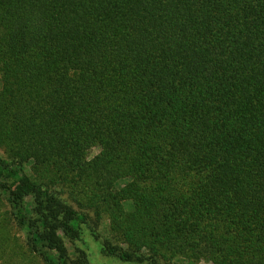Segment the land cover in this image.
<instances>
[{
  "label": "trees",
  "instance_id": "trees-1",
  "mask_svg": "<svg viewBox=\"0 0 264 264\" xmlns=\"http://www.w3.org/2000/svg\"><path fill=\"white\" fill-rule=\"evenodd\" d=\"M0 200L42 264H264V0H0Z\"/></svg>",
  "mask_w": 264,
  "mask_h": 264
},
{
  "label": "rangeland",
  "instance_id": "rangeland-1",
  "mask_svg": "<svg viewBox=\"0 0 264 264\" xmlns=\"http://www.w3.org/2000/svg\"><path fill=\"white\" fill-rule=\"evenodd\" d=\"M98 150L96 148L92 149L89 152V158H93L98 154ZM62 199H67V203L71 204L76 210L84 211L81 207L84 205L82 202H76L72 199H70L67 195V193H64L62 195ZM78 203H81V206H79ZM86 204H91L87 201ZM126 215L127 218L130 221L134 220V212L132 209H130L128 206H125ZM92 215V214H91ZM92 217V216H91ZM94 224L97 225L96 231L103 236L110 238L111 233L109 232V225L108 222L105 220L102 223L98 222L93 219ZM94 227V226H93ZM8 246L6 245V242ZM114 243H130L126 242V238H117L114 240ZM128 245V244H127ZM19 248V252L16 256H12L9 251L12 250V252H17V248ZM137 246V245H136ZM135 246V247H136ZM68 248L70 253L72 254V248L68 244ZM0 264H42L39 260L35 259L32 255L29 254V252L26 250V248L23 246L21 242V234L14 225L13 221L10 219V217L7 214V210L5 208L4 203L0 200ZM107 264H124V263H117V262H110L107 261ZM199 264H210L206 261H202Z\"/></svg>",
  "mask_w": 264,
  "mask_h": 264
}]
</instances>
